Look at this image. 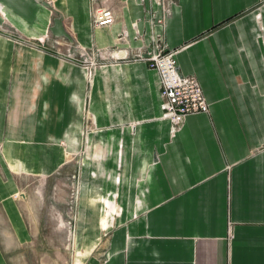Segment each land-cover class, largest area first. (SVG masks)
Instances as JSON below:
<instances>
[{"label": "crops", "instance_id": "0c3cea01", "mask_svg": "<svg viewBox=\"0 0 264 264\" xmlns=\"http://www.w3.org/2000/svg\"><path fill=\"white\" fill-rule=\"evenodd\" d=\"M38 1L0 0L24 38L0 34V218L15 247L37 231L14 177L52 175L81 143L73 264H264V0H110L102 29L90 0ZM156 40L209 106L175 130L157 72L135 57ZM108 198L121 213L106 238Z\"/></svg>", "mask_w": 264, "mask_h": 264}, {"label": "rangeland", "instance_id": "374dc122", "mask_svg": "<svg viewBox=\"0 0 264 264\" xmlns=\"http://www.w3.org/2000/svg\"><path fill=\"white\" fill-rule=\"evenodd\" d=\"M42 1L39 0L38 3ZM47 10L51 12L52 9L48 8ZM5 22L4 27L9 29L13 41L23 43V36L13 29L6 20ZM50 37L49 33L46 40ZM74 63L77 64L75 61ZM82 65L86 68L87 78L92 84L96 72L100 70V63L91 57L82 62ZM91 114L92 112H90V118H92ZM90 123L87 132H95L96 127L92 125L93 121L90 120ZM61 145L64 148L65 144L61 143ZM64 156L65 164L50 176L14 177L21 194L20 196L18 194V197L15 196L14 200L21 208L26 224L31 229H35L37 233L33 244L27 248L19 249L13 244L12 235L8 232L3 219L0 218V243L4 247L10 264H18L19 255L24 256L26 264H61V262L73 264L82 167L83 160L88 156L86 144L82 147L80 143L77 152H65ZM91 161L97 162V159ZM91 175L95 174L91 173ZM101 203L104 214L102 219L108 225L106 229L101 228V232L107 238L115 226V219L121 213V208L114 199L108 198L105 201L102 200ZM22 262L23 260L20 264Z\"/></svg>", "mask_w": 264, "mask_h": 264}, {"label": "built area", "instance_id": "2783aa9c", "mask_svg": "<svg viewBox=\"0 0 264 264\" xmlns=\"http://www.w3.org/2000/svg\"><path fill=\"white\" fill-rule=\"evenodd\" d=\"M108 1L110 0H90L92 28L102 29L113 25V12L104 6ZM53 2L43 0L40 4L46 10H51ZM0 34L11 37L9 29L3 24H0ZM154 46V50L147 54L143 50L136 51L135 57L147 63L159 76L162 119L167 120L172 130H175L190 115L208 114L209 106L196 78L179 72L173 51L167 50L157 40Z\"/></svg>", "mask_w": 264, "mask_h": 264}]
</instances>
